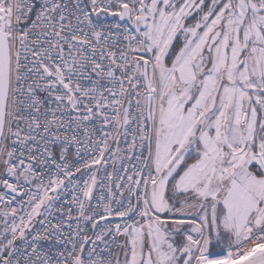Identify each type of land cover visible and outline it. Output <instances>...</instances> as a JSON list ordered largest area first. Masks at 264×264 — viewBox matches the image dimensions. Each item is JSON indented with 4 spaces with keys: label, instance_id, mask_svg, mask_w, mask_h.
Listing matches in <instances>:
<instances>
[{
    "label": "snow or ice",
    "instance_id": "6c2138e0",
    "mask_svg": "<svg viewBox=\"0 0 264 264\" xmlns=\"http://www.w3.org/2000/svg\"><path fill=\"white\" fill-rule=\"evenodd\" d=\"M0 186V264H264V0H0Z\"/></svg>",
    "mask_w": 264,
    "mask_h": 264
},
{
    "label": "built area",
    "instance_id": "2783aa9c",
    "mask_svg": "<svg viewBox=\"0 0 264 264\" xmlns=\"http://www.w3.org/2000/svg\"><path fill=\"white\" fill-rule=\"evenodd\" d=\"M6 190L2 187V186H0V193H3V192H5ZM70 198V197H69ZM25 199H26V197H25ZM14 206H17V205H14ZM4 207V205L3 204H0V208H3ZM76 213H75V211L73 212V215H75ZM53 222H55V221H53ZM0 226H2V225H0ZM75 227V224H73V228ZM66 231H67V229H66ZM89 234H91V233H89Z\"/></svg>",
    "mask_w": 264,
    "mask_h": 264
},
{
    "label": "crops",
    "instance_id": "0c3cea01",
    "mask_svg": "<svg viewBox=\"0 0 264 264\" xmlns=\"http://www.w3.org/2000/svg\"><path fill=\"white\" fill-rule=\"evenodd\" d=\"M213 250H215V249H213Z\"/></svg>",
    "mask_w": 264,
    "mask_h": 264
}]
</instances>
